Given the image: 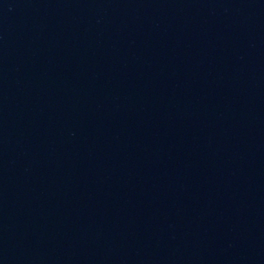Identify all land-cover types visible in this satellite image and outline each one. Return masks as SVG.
I'll return each mask as SVG.
<instances>
[{
    "label": "water",
    "instance_id": "1",
    "mask_svg": "<svg viewBox=\"0 0 264 264\" xmlns=\"http://www.w3.org/2000/svg\"><path fill=\"white\" fill-rule=\"evenodd\" d=\"M0 264H264V0H0Z\"/></svg>",
    "mask_w": 264,
    "mask_h": 264
}]
</instances>
